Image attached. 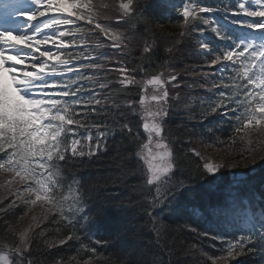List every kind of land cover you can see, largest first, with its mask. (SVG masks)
<instances>
[{
    "label": "snow or ice",
    "instance_id": "6c2138e0",
    "mask_svg": "<svg viewBox=\"0 0 264 264\" xmlns=\"http://www.w3.org/2000/svg\"><path fill=\"white\" fill-rule=\"evenodd\" d=\"M160 3L166 22L183 29L179 40L196 38L190 71L199 79L190 84L168 61L147 75L154 55L147 42L129 67L132 38L113 25L134 20L154 32V0H119L118 14L104 22L92 0H0V175L7 176L0 240L12 238L0 253L13 257L0 255V264H38L34 246L51 251L69 241L91 254L83 264L97 259V246L117 248L116 264H172V250L159 243L163 220L220 243V255L199 250L205 264L246 255L264 264V156L237 171L193 144L198 137L226 153L241 145V159L264 146V0ZM97 32L105 42L91 44ZM195 86L213 96L200 98V111L174 133L170 114L185 104L183 89ZM224 123L227 137L217 135ZM37 206L34 225L14 233L9 217L22 220ZM42 224L63 229L61 238L43 239ZM72 262L80 264L77 255Z\"/></svg>",
    "mask_w": 264,
    "mask_h": 264
},
{
    "label": "trees",
    "instance_id": "16d2710c",
    "mask_svg": "<svg viewBox=\"0 0 264 264\" xmlns=\"http://www.w3.org/2000/svg\"><path fill=\"white\" fill-rule=\"evenodd\" d=\"M105 1L108 4V7L110 9L112 7L111 10L114 11L113 8L116 5L118 0H105ZM130 24L135 29H137V27L139 28L138 31L133 32V33H137L139 35H142L143 38H145L149 41H154L159 45H161L165 41H174V40L179 39V34L175 33V31L170 30V27L175 26L176 23H168L165 21H161L159 24H156V26H155L156 30L154 32H149V31L145 30L143 28L142 24H137L134 20L131 21ZM186 38H187V43H188V41H189L188 37H186ZM142 40L143 39L141 37V39H139V41H137L136 43L138 45H140L142 43ZM89 42L92 44V40L90 38H89ZM189 49L190 48H188V46H186V48L184 50L183 66H186V67L195 66L196 67V63H197L199 58L195 57L192 54L194 50H189ZM156 52L160 53L161 51L156 50ZM191 68H193V67H191ZM191 75H195V74L191 72ZM195 88L198 89V91L195 92L196 96L200 95L201 94L200 88H198V86H196ZM202 97L206 98L205 96H202ZM184 100L190 105L189 109L185 110V109H182L180 107H177L174 109L175 111H181L182 112L180 121L176 117V115L174 116L176 121H177L178 126L183 121H186L190 115H193V112L191 111L192 109L196 108L197 106H199L201 108L200 104H198L196 102L191 103L186 96H184ZM183 118H185V119H183ZM169 119H171V116L169 117ZM230 132H231V130H230ZM253 139H256L255 134L253 135ZM194 142H195L194 145H196V148L198 146L207 147V146H205V144H203L201 142L200 138L196 139ZM179 146L180 145H178V144L176 145V147H179ZM242 147L243 146L238 145L235 149L229 148L227 153L220 147H215V148L207 147V148H211V149L217 150V151L219 150L220 153L225 155L227 158H231L232 160L240 161V162H242V165H247V167H250L249 161H247V160H249L248 157H250V156H246L243 159L240 158V152L242 150ZM263 147L264 146H262L261 148H263ZM259 152H261V151H257V153H259ZM263 154L264 153H260V154H256V155L261 156ZM254 159L255 160L252 161V164H254L255 161H257V162L261 161V157H257ZM191 163L194 166L196 163V159L193 158L191 160ZM81 171H84V170L82 169ZM226 175L228 176V173H226ZM0 176L7 177L5 175H0ZM5 191H6L5 188L0 187V196H3L5 194ZM216 195H218V194H216ZM5 203H7V201H5ZM16 211H17V213H19V209H17ZM42 211L43 210L37 206L32 210V212H30V213H28V215L24 216V218L22 220H17L16 214H13L11 217H9V219L14 222L13 223L14 233H19L20 231L28 229L30 226H33L34 222L32 220V217L33 216L39 217V215L41 214ZM144 222H146V221L145 220L142 221V223H144ZM182 223H183V221H178V222H172L169 220L161 221V239H160L159 243H160L161 248H170L172 250L173 254L168 256L169 261H171L173 264H176L177 261L179 262V264H205L206 258L202 256L201 252L199 251L200 249H202L203 252H206L211 256H217V255L221 254L218 251L221 247L219 242L211 241L208 238H203V239L198 240V238L194 234H189L185 231L180 230V224H182ZM41 227L42 228H48V224H42ZM39 230L40 229H34V231H39ZM62 234H63V229H61V233L57 234L54 231V227H53V229L48 228V232L46 233V236L43 239H47L49 242H51V241L58 240L59 238H61ZM142 239L145 241H148L151 239V237H150V235H145ZM11 242H12L11 236H9L7 239L0 240V243H11ZM71 242L73 243V245H71V243L68 242L69 244H65L63 246L55 248L51 252L52 255H49L47 252L41 253L39 251L38 245H36V246H34L33 252H35V253H33V260L37 261L38 258L42 259L45 256L46 257L45 260L53 261L54 258H62L66 264H69L70 258L73 255H77L78 260L80 262L83 261L80 259V257L91 255L90 253L85 254L80 249L78 242H75V241H71ZM84 243H89V241L84 240ZM39 244H43V243L41 242ZM194 244L196 245V248L192 247ZM159 251H160V249H154V252H156V253H159ZM37 253H38V256H36ZM117 253H118L117 248H112V247L110 248V246L102 248L100 246H97V259H95L94 261H97L98 264H116ZM12 258L13 257L11 256V259ZM159 258L164 259V257L162 255ZM72 264H73V262H72ZM231 264H259V257L253 256V255L241 256L237 260L232 261Z\"/></svg>",
    "mask_w": 264,
    "mask_h": 264
},
{
    "label": "bare ground",
    "instance_id": "6f19581e",
    "mask_svg": "<svg viewBox=\"0 0 264 264\" xmlns=\"http://www.w3.org/2000/svg\"><path fill=\"white\" fill-rule=\"evenodd\" d=\"M110 10H111L110 8H105L103 10V12H102V16L103 17H108V18L112 19V18H114L118 14V13L112 11V10H111L112 11L111 12ZM123 26H124V24L123 25H120V26L113 25V27L116 28L117 31H122V32L124 31ZM149 44H151V43H149ZM186 44H187V38L186 37H184L182 40H179L178 39V40H174V41H165L161 45H152L151 44L153 46V48H154V55L151 57L152 66L150 67V69H152L155 72H158V71H161V70H165V61H168L169 64L175 66L177 72H179V73L182 74L181 68H182V65L184 63V59H183V56L184 55H183V53H184V50L186 48ZM173 45H175V47L173 48V52L170 55L166 51V49H168L169 47H171ZM156 50L162 51V55L160 57H158V55L156 54ZM197 79H198V76L194 77L192 79V81L193 80H197ZM192 81L190 83H192ZM198 88H200V87L198 86ZM200 90H202L203 92H205L204 89H202V88H200ZM206 93H208V92H206ZM200 98H202V96H200V97H198L196 99V103L199 104ZM180 108L186 110V109H189L190 108V105L185 101V104L182 105V106H180ZM199 111H200V107L197 106L193 110V115H196ZM177 114H178L177 111H173L170 114L171 119H168V125H167L169 128L172 129V131L174 133L178 129V124H177V121H176V119L174 117ZM205 123H207V122H205ZM117 140H120V137L119 136L117 137ZM144 220L146 221L147 220V217H145ZM48 228L49 229H53V227L50 224H48ZM69 242L71 243V245H73V243L71 241H69ZM67 244H69V243H67ZM38 248H39V251L41 253L47 252L49 255H52L51 252L55 249V248H53V249H51V251H49L44 244H38ZM33 253H35V252H33ZM36 256H38V253L36 254ZM83 257L84 258H87V256H83ZM45 259H46L45 256L42 259H39L38 258L37 259L38 264H52L53 261H48V260H45ZM73 264H75V262H73ZM80 264H83V261H81ZM93 264H98V263H97V261H93Z\"/></svg>",
    "mask_w": 264,
    "mask_h": 264
},
{
    "label": "rangeland",
    "instance_id": "374dc122",
    "mask_svg": "<svg viewBox=\"0 0 264 264\" xmlns=\"http://www.w3.org/2000/svg\"><path fill=\"white\" fill-rule=\"evenodd\" d=\"M96 3V4H95ZM94 4V7L97 6V0H95L93 2ZM118 6V5H117ZM94 11L98 14V10H95ZM99 16V15H98ZM162 55V53H161ZM198 139L197 137H194L193 138V144H195V140ZM196 146V145H195ZM197 149L202 153L204 154L206 157L210 158L213 162H216V163H224L225 165H230L232 166V169L233 170H237V171H247L253 164H252V161H254L255 159L254 158H257V157H262L264 156L261 155V156H258L256 154H260V153H264V147L263 148H260L258 151H261L259 153H256L255 156H250L248 157L249 160V166L250 167H247V165H242V162L240 161H236V160H232L231 158H227L226 156H224L223 154H220L219 152H215L213 151L211 148H207V147H204V146H198ZM257 161H255L256 163ZM228 175L230 176V173H228ZM231 177V176H230ZM6 178L7 177H4V176H0V182H3V181H6ZM25 229V228H24ZM6 253H4L3 255H5ZM8 255V254H7Z\"/></svg>",
    "mask_w": 264,
    "mask_h": 264
}]
</instances>
